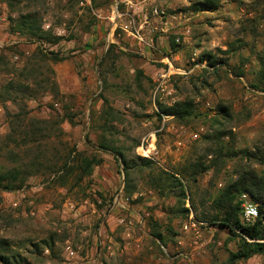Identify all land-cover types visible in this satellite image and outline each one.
Returning <instances> with one entry per match:
<instances>
[{
  "label": "rangeland",
  "instance_id": "obj_1",
  "mask_svg": "<svg viewBox=\"0 0 264 264\" xmlns=\"http://www.w3.org/2000/svg\"><path fill=\"white\" fill-rule=\"evenodd\" d=\"M82 2L0 0V173L26 178L19 191L0 188V255L11 264H231L239 240L207 221L222 216L217 201L243 172L264 177V0ZM130 22L186 71L170 74L156 99L158 63L131 36L117 30L129 52H108L112 29ZM174 41V52L163 50ZM182 103L191 116H161ZM102 144L135 163L127 181ZM80 155L102 161L82 180ZM166 172L184 183L198 238L183 232L185 203ZM233 264H264V255Z\"/></svg>",
  "mask_w": 264,
  "mask_h": 264
},
{
  "label": "trees",
  "instance_id": "obj_2",
  "mask_svg": "<svg viewBox=\"0 0 264 264\" xmlns=\"http://www.w3.org/2000/svg\"><path fill=\"white\" fill-rule=\"evenodd\" d=\"M213 4V1L207 2L202 11H204L205 8H211V5ZM25 19L26 21L24 22V24H28L27 18ZM58 40L61 39H56L55 44L58 43ZM171 46L173 49H175V46H177L175 45V41L171 44ZM115 48H117L115 45H110L108 52L112 53ZM210 64H212V62ZM260 64L261 68L258 73L259 84L264 86V59L261 60ZM139 74L143 75V72L140 71ZM256 88L260 89L261 87ZM107 102L108 101L104 100V103H106V105ZM221 110L226 112V109L224 108ZM162 112L163 116L178 119H185L192 114L191 105L189 103L178 104L170 109H163ZM107 115L112 114L109 112ZM99 147L108 152H111L116 161L122 162L124 164V173L126 178L125 180L127 181L129 177V171L136 166L134 165L135 163L129 165L128 162L123 158V154L116 148H107L103 144ZM79 157V164L81 165L82 169V174L79 176V180H82L85 177H90L92 175L93 168L102 163L101 160L97 159H84L82 158V155H80ZM138 159L147 165L151 164V161L149 159H144L141 157H139ZM165 175L172 180L171 183H167L168 186H175L176 188L181 189L179 200L180 204L183 205V202L186 198V193L184 191V183L182 182V180H180L181 177H178L180 175L177 173L168 172H166ZM25 183L26 178L22 177L21 172L12 171L8 173H0V188L3 191L9 193L19 191L24 187ZM59 183L61 186L66 185V181H60ZM129 191L130 190L126 186L125 195L127 196L126 198L130 200L131 193ZM243 194H247L250 197L251 201L258 206V218L253 225H244L240 219L241 203L239 202V197ZM217 203L218 207L222 209V216L210 218L207 222L211 225L219 226L227 230L233 238H237L239 240L238 250L234 253L230 252L229 262L233 264L236 261L248 260L255 255H264V177L259 176L254 171L243 172L237 180L233 181L231 185L227 187L226 191L223 192L221 198L217 201ZM187 212L188 210L183 208L182 206L180 213L186 214ZM156 239L163 246L167 245L165 238L161 234L156 235ZM44 245L48 248H52L53 241L50 243L44 242ZM0 259L5 261L6 264H11L7 257L0 255Z\"/></svg>",
  "mask_w": 264,
  "mask_h": 264
},
{
  "label": "crops",
  "instance_id": "obj_3",
  "mask_svg": "<svg viewBox=\"0 0 264 264\" xmlns=\"http://www.w3.org/2000/svg\"><path fill=\"white\" fill-rule=\"evenodd\" d=\"M160 1L163 2L164 0H160ZM121 2H123L122 5L120 4V7H121L122 10L124 8L123 5H126V7H127L126 9H130V8H134V7L138 8V6H139L138 0H135V1L134 0H121ZM90 4L88 3L87 5H90ZM119 16L121 17L122 15L119 14ZM103 18H104L103 20H106V17H103ZM177 18H178L177 20H173V19H171V20L176 21V22H180L179 25L183 24V23H181V21H182L181 15L177 16ZM156 19H158V18H156ZM173 21H171L170 26L173 24L172 23ZM104 24L108 25V23H104V21H99V23H98V25L96 27L99 28V30H101L102 27H104ZM116 26L117 25H115V28L112 29V33L110 34L112 40H110L109 46L110 45H115L118 49H121L124 52H127V51L129 52V47L123 45L118 40V38L120 37V34H117V30L120 29L123 34L127 33L129 36H131L133 38L134 43H137L135 45L137 46V48L139 50L138 52L140 53V55L143 57V59H145L144 61H147V62H151L152 61V62H157L158 63V66H159V70H157L158 76L160 75V73H163V72H167L168 75L186 73V71L183 68L175 67V65H174L175 64V59H179L181 57L177 53L174 52L175 49L172 48L171 43H165V42L162 43V48H163L164 51L167 52L170 49V50H172L174 52V55L166 56L164 53L158 52V48L156 47V44L154 43L153 40H149V42H150L149 45H145V44H142V43H139L138 41H136V39L133 37V33L136 32L137 29H133L131 26H129V24H125V25L121 24L119 28L116 27ZM148 28H150L151 32L148 33V30H147V32H145V33L151 35L154 32L151 22H150L149 25H147V29ZM168 28L169 27H166V29H160V30H167ZM142 35L144 36V34H142ZM169 65H170V68H169ZM142 70L143 69H141V71ZM142 72H143L144 75H146V73H144V71H142ZM154 101H156V100L154 99ZM154 103H156V102H154ZM154 103H153V105H154ZM66 252L70 256L74 257V252L71 250V248L69 246L66 248Z\"/></svg>",
  "mask_w": 264,
  "mask_h": 264
},
{
  "label": "built area",
  "instance_id": "obj_4",
  "mask_svg": "<svg viewBox=\"0 0 264 264\" xmlns=\"http://www.w3.org/2000/svg\"><path fill=\"white\" fill-rule=\"evenodd\" d=\"M90 4L91 0H85V3H81L82 5L84 4ZM152 15L153 16H161V17H165V12L161 11L157 8L152 10ZM173 20H177V16L172 17ZM150 24V19L148 17L147 14L144 15V25H149ZM129 26H132L131 22L129 23ZM133 37L136 39V41H138L139 43L145 44V45H149V41H147L145 39V37L141 34V29L137 30L136 32L133 33ZM176 43H179V40H176ZM170 68V65H169ZM168 73L167 72H163L160 73L159 78L161 79V81L159 82V84L157 85V87L155 88L154 91V98L156 99L157 95L159 93H163L165 91V89L163 88V81L168 77ZM163 117H167L168 116H163ZM143 149V148H142ZM241 200L243 201L242 205H241V222L244 225H253L254 222L256 221V219L258 218V207L255 203H253L250 199V197L247 194H243L241 196ZM126 202H129V199H126ZM185 203V208L188 210L187 212V222L183 225V232L185 234L191 235L195 238H198L199 236V229L201 227V225H203L202 223H199L195 220L194 218V213L192 211L191 208V199L190 196L188 195V193L186 194V198L184 200ZM120 224H124L123 220H120Z\"/></svg>",
  "mask_w": 264,
  "mask_h": 264
},
{
  "label": "bare ground",
  "instance_id": "obj_5",
  "mask_svg": "<svg viewBox=\"0 0 264 264\" xmlns=\"http://www.w3.org/2000/svg\"><path fill=\"white\" fill-rule=\"evenodd\" d=\"M147 154H148V153H147V152H145L144 156H147Z\"/></svg>",
  "mask_w": 264,
  "mask_h": 264
}]
</instances>
